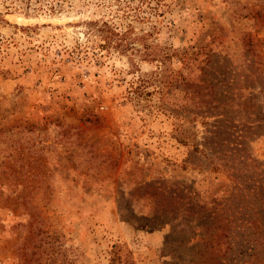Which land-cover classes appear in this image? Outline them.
Listing matches in <instances>:
<instances>
[{"label": "rangeland", "instance_id": "obj_1", "mask_svg": "<svg viewBox=\"0 0 264 264\" xmlns=\"http://www.w3.org/2000/svg\"><path fill=\"white\" fill-rule=\"evenodd\" d=\"M118 2L0 0V264H264V0Z\"/></svg>", "mask_w": 264, "mask_h": 264}, {"label": "trees", "instance_id": "obj_2", "mask_svg": "<svg viewBox=\"0 0 264 264\" xmlns=\"http://www.w3.org/2000/svg\"><path fill=\"white\" fill-rule=\"evenodd\" d=\"M148 0H119L118 2V6L119 9H123L125 15L129 14V16H143L141 15L142 11L141 8L142 6L147 2ZM137 4V5H136ZM93 31L97 32V36H98V44L97 47L101 48V49H109V48H113L116 49L120 52H125L126 50H130V49H134V44L132 41H126V34H127V29L123 30L122 32L119 31L117 28L111 26L108 22L103 21L100 24L96 22V26L93 28ZM143 47L145 49L148 48V45H146V43H144ZM156 55V54H155ZM155 57V56H153ZM152 57V58H153ZM203 122L207 125H211V123L209 124V122L207 120H203ZM216 122H219V120H216ZM216 128L219 129L218 126H216ZM215 129V128H213ZM212 129H208V133L210 132V134H215V132L218 133V130L216 131H211ZM209 146L207 145L205 147V149H207ZM220 151L219 152H223L226 149L228 150V146H224L221 147L220 146ZM204 149V150H205ZM194 150H200L199 147H194ZM240 150V149H236V152ZM230 155V154H229ZM235 157H237V160H234L236 162H234V165L229 166L228 164H222V163H213L212 164V169H225V170H229V168L231 169H236V172L234 174V179L235 180H239L242 181L244 179H246L248 177V180L253 181L254 185H253V189L251 194H254V197H250L253 198L252 201L255 204V212L251 211V212H238L240 213L242 216V220L243 223L239 226L240 228H242V230L244 229V223H248L249 225H254L255 221L257 218H253V216H257L260 215V217L262 218V221L264 220V170L261 171V173L259 175H257V171L260 170L259 167H264L262 164H257L256 161L252 160L251 157H244V155L240 154V152H238L237 155H235ZM245 159V160H244ZM250 169H247V167H250ZM248 173V175H247ZM257 173V174H256ZM233 174V173H231ZM262 177H261V176ZM255 177V178H253ZM255 179L256 182H255ZM257 183V184H256ZM245 185V184H244ZM166 197H163V200H165ZM227 222L232 223V220L229 218H226ZM230 229V226L229 228ZM225 235H228L227 232L225 233Z\"/></svg>", "mask_w": 264, "mask_h": 264}]
</instances>
